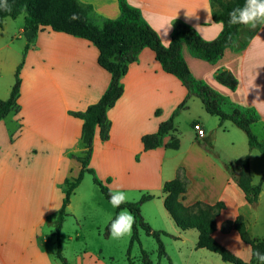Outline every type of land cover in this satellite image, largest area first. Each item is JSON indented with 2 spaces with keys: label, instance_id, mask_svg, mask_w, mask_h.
Segmentation results:
<instances>
[{
  "label": "crops",
  "instance_id": "0c3cea01",
  "mask_svg": "<svg viewBox=\"0 0 264 264\" xmlns=\"http://www.w3.org/2000/svg\"><path fill=\"white\" fill-rule=\"evenodd\" d=\"M79 1L91 5L101 17L120 16L118 0ZM127 1L140 11L164 46L170 42L176 19L189 24L207 41L215 39L222 29L221 23L212 20L209 0ZM16 18H5L0 27V100L9 97L15 70L23 59L19 110L0 121V264H60L55 256L54 226L50 233L42 228L62 204L64 180L76 177L81 169L76 157L83 151L82 120L71 113L82 112L97 102L109 85L110 74L98 65V50L89 41L49 28L33 37V32L24 30V23ZM255 29L246 46L237 49ZM255 29L243 26L235 43L215 62L191 55L184 44L181 53L191 75L225 97V110L229 111L230 105L255 109L260 118L251 129L264 141V25ZM20 38L24 47L28 44L24 55V47L15 45ZM219 70L235 78L233 90L216 80ZM23 77L31 83L28 92ZM121 81L123 93L107 110L108 137L101 139L97 130L93 139L89 167L96 176L112 192L123 191L128 202L150 195L152 198L141 204L140 214L152 230L162 232L161 237L171 231L184 242L191 230L177 227L163 205V184L180 179L185 185L181 203L190 210L196 204L223 203L224 208L215 216L212 237L216 240V231L230 234L234 230L229 225L238 215L244 217L250 235L260 238L252 227L259 220V213L254 212L264 187L261 185L257 201L249 205L234 178L237 170L225 168L247 156L251 184H258L252 176L255 149L249 148L247 137L244 141L232 122L207 113L199 98L189 95L177 77L162 70L149 48L141 50ZM183 101L181 112L189 116L190 129L180 132L177 117L172 130L163 137V144L178 139V148L161 145L144 150L142 137L156 133L160 123L169 119ZM194 121L200 123L203 135H196L191 128ZM86 178L93 180L84 173L69 197L59 238L96 241L99 247L71 251L68 256L61 249V254L67 264H111L103 246L111 238L105 228L116 208ZM226 210L229 214L218 222ZM141 232L148 236L139 230V241Z\"/></svg>",
  "mask_w": 264,
  "mask_h": 264
},
{
  "label": "trees",
  "instance_id": "16d2710c",
  "mask_svg": "<svg viewBox=\"0 0 264 264\" xmlns=\"http://www.w3.org/2000/svg\"><path fill=\"white\" fill-rule=\"evenodd\" d=\"M7 3L11 6V11L0 8V27L5 18L15 19L20 14L25 13L23 28L24 30H31L33 37L38 31L49 28L54 32H61L87 40L98 50V65L110 74L109 85L99 100L88 105L82 112L71 113L74 117L82 120L80 145L83 151L82 155L76 157L81 165L80 172L76 177L64 180L62 204L54 215V234L57 237L55 256L60 264H67L59 248V232L64 221L65 207L69 202L72 191L80 183L84 173L92 176L95 185L98 186L104 198L109 201V193L112 191L89 167L92 143L97 130L101 139H107L110 126L107 119V110L122 95L123 84L121 79L128 66L137 60L142 49H151L163 71L177 77L186 87L189 95L196 96L201 100L207 113L218 117L220 121L228 120L242 130L247 137L249 148L258 150L264 157V141H260L251 129V125L260 118L255 109L253 107L230 105L229 111L225 110V106H227L225 97L209 87L204 81L195 79L189 72L181 53L184 44L191 55L205 61L215 62L221 58L225 48L231 46L238 39L239 32L244 26L229 24V12L236 7H242L244 0H209L212 20L222 24L218 36L210 41L202 39L195 29L186 22L179 19L174 20L170 42L167 46L161 43L158 35L147 24L140 11L130 5L127 0H118L120 16L116 19H108L97 15L91 5L84 4L79 0H7ZM255 31L256 29L251 31L237 49L245 47ZM27 48L28 44L24 48L23 55ZM21 66L22 62L15 70L14 82L9 97L6 100H0V121L8 114L17 113L19 110L17 100L21 84L19 77ZM216 80L231 90L236 86L235 78L227 71H217ZM184 106L185 101L174 110L169 119L160 123L156 133L142 137L144 150H150L161 145L169 149L178 148V139L172 138L170 142L163 144V137L172 130L174 117ZM225 168L227 171L237 170L238 173L234 177L237 185L243 192L246 203L249 205L254 204L261 191L264 174L257 185L253 186L251 184L247 156L230 163ZM162 192L165 194L163 205L177 227L182 230L194 228L198 231V247L206 248L218 254L224 262L231 264H259L253 255H251L249 263L241 261L213 239L212 233L216 228L215 216L224 208L223 203L218 202L213 206L196 204V212H191L189 208L181 203L185 185L180 179L165 182L162 186ZM151 198L150 195H142L136 202L122 204L120 208H116L112 220L116 218L118 211L121 209L129 210L135 217L128 254H130L132 245L139 242L138 232L142 230L148 236L154 238L158 248V256L166 257L161 240L162 232L152 230L140 214L141 204ZM111 221L105 228L107 234L109 233L108 228ZM229 227L234 229L240 239L250 246L251 252L258 249L264 253V238H255L250 235L242 215H238ZM142 258L144 264H151L145 251H142Z\"/></svg>",
  "mask_w": 264,
  "mask_h": 264
},
{
  "label": "rangeland",
  "instance_id": "374dc122",
  "mask_svg": "<svg viewBox=\"0 0 264 264\" xmlns=\"http://www.w3.org/2000/svg\"><path fill=\"white\" fill-rule=\"evenodd\" d=\"M24 17H25V13H22L16 19L18 22L24 23ZM18 40H20V42H18ZM18 40L15 41V45L18 46V48L20 47L21 49H23L24 47L22 44L23 38H20ZM22 60L23 59H21L20 63L22 62ZM19 77L21 79L20 74ZM23 78H24L23 79L24 87L25 89H27L28 92L29 90H31L30 89L31 83L29 82L27 77H23ZM225 109H227V106H225ZM181 110H179V112L174 117V119L178 117L176 120L178 124V128L180 132H185L190 129L189 116L187 115L186 112H181ZM7 128L4 130L5 133L7 132ZM236 131H238V133L242 136L243 140L245 141L246 136L244 132L238 128H236ZM9 133H10V128H9ZM254 155L256 156L254 157V161H253L252 176L255 184H257L260 182V179L264 174V158L258 150L254 151ZM86 179H88L87 181H89L90 185H93L92 182L93 180H90L89 178ZM262 186L264 187V181L262 182ZM191 212H196V208L191 209ZM222 213L223 216H221V218L218 219V222H220L229 214L227 210L223 211ZM254 213L255 215L259 213V220L258 223H253L255 225H253L252 230L253 232H257V234L261 236L260 238L263 239L264 238V195L261 199V203L258 209ZM53 220H54L53 216L48 217L42 230L48 231L50 233V231L53 229L52 226H54V224L51 225L50 222ZM89 228L92 227L90 226ZM187 233H188L186 236L187 239L184 242H182L179 238L175 237L176 235L171 231L169 232L168 236L166 235L164 237H161L164 250L167 255L166 257L158 256V248L154 238L151 236H146L144 233L141 234L140 241L137 243L135 242L132 245L130 254H128V247H129L131 235L124 236L118 239H114L111 237L110 240L105 243V246H103V251L110 254L111 264H144L142 258V251L146 252L147 258L151 262V264H231L228 262H224L220 258V256L214 252H211L204 248L203 249L198 248L197 246L198 233L196 229H191ZM214 236H216L218 240L217 241L213 237L215 241L218 244H220L223 248L228 250L233 256L239 258L241 261L245 263L250 262L251 260L250 246L246 243H242L236 231L233 230L230 234H223L220 230H218V232L216 231L214 233ZM59 239H60L59 242L60 252L62 249L63 253L66 256H68V253H71V251L74 252L76 250L83 248L97 249L99 247V243L96 241L95 242L66 241L63 237ZM54 248L57 251V246H55Z\"/></svg>",
  "mask_w": 264,
  "mask_h": 264
},
{
  "label": "clouds",
  "instance_id": "9594fccd",
  "mask_svg": "<svg viewBox=\"0 0 264 264\" xmlns=\"http://www.w3.org/2000/svg\"><path fill=\"white\" fill-rule=\"evenodd\" d=\"M0 8L11 11L7 0H0ZM229 24L244 25L250 30L257 28L258 25H264V0H244L242 7H236L229 12ZM126 202H128V197L123 191L109 193V203L113 208H120ZM134 224V215L127 209H121L116 218L111 221L108 231L114 239L130 236ZM251 255L256 258L259 264H264V253L257 249L253 250Z\"/></svg>",
  "mask_w": 264,
  "mask_h": 264
},
{
  "label": "built area",
  "instance_id": "2783aa9c",
  "mask_svg": "<svg viewBox=\"0 0 264 264\" xmlns=\"http://www.w3.org/2000/svg\"><path fill=\"white\" fill-rule=\"evenodd\" d=\"M191 128L193 129V131L196 133V135L201 136L204 134L203 128L201 127L200 123L197 121H194L191 124Z\"/></svg>",
  "mask_w": 264,
  "mask_h": 264
}]
</instances>
